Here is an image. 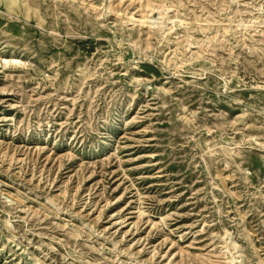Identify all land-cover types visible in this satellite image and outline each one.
<instances>
[{
	"label": "rangeland",
	"instance_id": "obj_1",
	"mask_svg": "<svg viewBox=\"0 0 264 264\" xmlns=\"http://www.w3.org/2000/svg\"><path fill=\"white\" fill-rule=\"evenodd\" d=\"M0 264H264V0H0Z\"/></svg>",
	"mask_w": 264,
	"mask_h": 264
}]
</instances>
